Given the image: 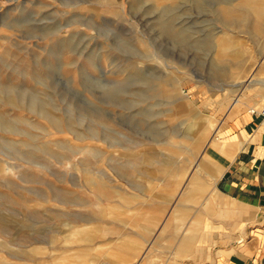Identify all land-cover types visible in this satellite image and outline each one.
<instances>
[{
	"label": "rangeland",
	"instance_id": "374dc122",
	"mask_svg": "<svg viewBox=\"0 0 264 264\" xmlns=\"http://www.w3.org/2000/svg\"><path fill=\"white\" fill-rule=\"evenodd\" d=\"M263 79L264 0H0V264H182L264 235L205 185Z\"/></svg>",
	"mask_w": 264,
	"mask_h": 264
},
{
	"label": "crops",
	"instance_id": "0c3cea01",
	"mask_svg": "<svg viewBox=\"0 0 264 264\" xmlns=\"http://www.w3.org/2000/svg\"><path fill=\"white\" fill-rule=\"evenodd\" d=\"M260 82L264 83V79ZM263 100L259 96L251 103L258 106ZM231 122L222 137L224 139L213 142V146L220 151L218 158L221 165L214 164L216 170L208 175L205 185L209 188L218 181L222 183L223 188L238 199L237 207L242 208V212L241 209L238 212L244 214L243 222L258 224L264 217V119L250 115L247 110V113L238 114ZM203 159L208 161L207 155ZM216 194L226 198L218 192ZM241 233L243 236H237L234 230L229 231L222 238L232 241L220 248L219 252L215 250L211 253L205 249V257L200 261L191 260L182 264H264V235L259 231ZM242 237L251 241L244 244L234 241Z\"/></svg>",
	"mask_w": 264,
	"mask_h": 264
},
{
	"label": "built area",
	"instance_id": "2783aa9c",
	"mask_svg": "<svg viewBox=\"0 0 264 264\" xmlns=\"http://www.w3.org/2000/svg\"><path fill=\"white\" fill-rule=\"evenodd\" d=\"M249 114L264 119V100L259 107L250 108Z\"/></svg>",
	"mask_w": 264,
	"mask_h": 264
},
{
	"label": "bare ground",
	"instance_id": "6f19581e",
	"mask_svg": "<svg viewBox=\"0 0 264 264\" xmlns=\"http://www.w3.org/2000/svg\"><path fill=\"white\" fill-rule=\"evenodd\" d=\"M261 104H262V103H261ZM261 104H260V105H261ZM260 105H258V106H255V107H259ZM251 108H252V107H251ZM249 110H250V108H249ZM249 110H248V112H249Z\"/></svg>",
	"mask_w": 264,
	"mask_h": 264
}]
</instances>
